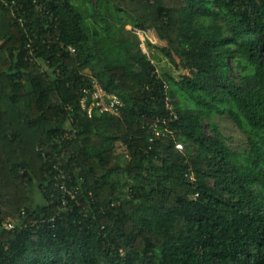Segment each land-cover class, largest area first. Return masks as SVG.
I'll use <instances>...</instances> for the list:
<instances>
[{"label": "trees", "instance_id": "obj_1", "mask_svg": "<svg viewBox=\"0 0 264 264\" xmlns=\"http://www.w3.org/2000/svg\"><path fill=\"white\" fill-rule=\"evenodd\" d=\"M8 1L0 264H264V0ZM150 29L188 73L159 71ZM91 76L120 114L82 109Z\"/></svg>", "mask_w": 264, "mask_h": 264}, {"label": "rangeland", "instance_id": "obj_2", "mask_svg": "<svg viewBox=\"0 0 264 264\" xmlns=\"http://www.w3.org/2000/svg\"><path fill=\"white\" fill-rule=\"evenodd\" d=\"M90 5H92L94 8L99 9L100 12H105L107 7L100 6L97 7L98 3L95 0H91ZM113 6V4H110ZM88 6V4H86ZM121 15L124 17L127 16V13L120 12ZM106 17L109 18L110 16L106 12ZM126 30H133L135 32V29L133 28V25L128 23L126 25ZM141 31V30H140ZM144 36L139 35L137 33L136 38L139 41L141 49L148 55L154 58V60L157 62V66L159 71H162L163 69L170 70L175 76L183 73H188L186 70H183L176 66L175 63L179 62V59L177 56H174L170 51H167V45L165 42L159 40L154 30H146L143 31ZM131 40H134L135 37L133 35L130 36ZM147 41H150L154 45H158L161 48H164L165 52L158 51L156 48H150L147 44ZM160 60V61H159ZM159 61V62H158ZM46 68V66H44ZM216 121L220 124L221 131L224 134V136L227 138V142L229 145H231L233 148L237 150H242L246 143V137L245 135L239 130L238 127L234 125L229 119L225 117H217ZM125 152V148L120 146L117 150V155L121 156Z\"/></svg>", "mask_w": 264, "mask_h": 264}, {"label": "built area", "instance_id": "obj_3", "mask_svg": "<svg viewBox=\"0 0 264 264\" xmlns=\"http://www.w3.org/2000/svg\"><path fill=\"white\" fill-rule=\"evenodd\" d=\"M33 1L37 2V0ZM3 2L7 6L10 5L8 0H3ZM11 4V6H14L15 0H11ZM137 33L142 36L145 35L144 32L140 30H137ZM69 49L71 52H75L73 47H69ZM81 92V107L89 117H92L95 113L101 114L105 112L120 114V109L124 105L122 99L117 94L106 90L102 82L96 77L91 76L89 87L82 88ZM166 107L172 109V104L169 103L168 99ZM177 147L183 149L182 144H178ZM62 189L66 190L64 186H62ZM1 226L4 230L13 231L16 229L17 224L13 219L8 218L2 222Z\"/></svg>", "mask_w": 264, "mask_h": 264}]
</instances>
